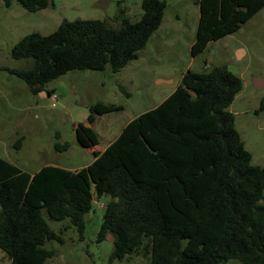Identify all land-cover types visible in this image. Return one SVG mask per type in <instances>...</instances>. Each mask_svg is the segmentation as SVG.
Listing matches in <instances>:
<instances>
[{"label": "trees", "instance_id": "16d2710c", "mask_svg": "<svg viewBox=\"0 0 264 264\" xmlns=\"http://www.w3.org/2000/svg\"><path fill=\"white\" fill-rule=\"evenodd\" d=\"M2 1L6 7L17 1L30 13L53 3ZM197 4L193 57L264 9V0ZM141 8L137 22L121 8L114 26L106 20H65L50 35L29 34L12 51L14 59L29 66L5 70L33 94L74 70L119 73L160 28L167 2L142 0ZM242 89L243 80L227 66L189 70L169 97L129 122L101 155L78 170L46 166L31 174L0 158V250L10 264H45L56 254L46 243L64 240L42 211L53 221L69 219L84 233L86 216L105 196L98 241L113 236L111 261L144 250L149 264H264V167L253 165L229 110ZM122 110L95 104L89 124ZM23 139L16 141V149ZM55 148L66 150L58 144Z\"/></svg>", "mask_w": 264, "mask_h": 264}, {"label": "rangeland", "instance_id": "374dc122", "mask_svg": "<svg viewBox=\"0 0 264 264\" xmlns=\"http://www.w3.org/2000/svg\"><path fill=\"white\" fill-rule=\"evenodd\" d=\"M141 1L53 0L47 9L30 13L17 1L6 7L0 0V158L31 174L46 166L84 168L95 160L92 142L99 145L97 151L113 142L129 122L160 105L181 84L187 71L202 73L227 66L243 80V89L229 110L253 165L264 167V112L257 114L264 89L254 87L255 78L264 82V9L239 31L210 43L201 55L193 57L191 48L200 20L198 0H164L167 8L162 25L138 52V58L119 73L109 68L74 70L47 84L44 92L33 94L23 80L5 70L29 66L12 56L14 46L25 36L50 35L65 20H106L114 26L121 8L137 22L143 12ZM53 89L58 96L56 107L48 94ZM98 103L122 106L123 110L97 116L89 124L90 107ZM21 137L22 148L16 149L14 145ZM56 144L66 150H56ZM107 201L103 196L94 202L84 233L69 219L53 221L42 211L50 228L64 240L63 244L54 240L46 243L44 247L56 254L45 264L150 263L144 250L111 261L113 236L98 241ZM0 264H10L1 250ZM225 264L241 263L231 260Z\"/></svg>", "mask_w": 264, "mask_h": 264}, {"label": "crops", "instance_id": "0c3cea01", "mask_svg": "<svg viewBox=\"0 0 264 264\" xmlns=\"http://www.w3.org/2000/svg\"><path fill=\"white\" fill-rule=\"evenodd\" d=\"M177 89V87L175 88V90ZM175 90H173L172 91V93L175 91ZM171 93V94H172ZM170 94V95H171ZM169 95V96H170ZM169 96H167V97H169ZM166 99V98H165ZM125 128V127H124ZM123 128V129H124ZM120 135V134H119ZM99 138V137H98ZM112 142H110L109 144H107L105 147H102V148H99V150L97 151V147L99 146V145H96V142L94 141V142H92V144H91V150L92 151H94V158L96 159L99 155H101L104 151H105V149L111 144ZM90 144V143H89ZM65 169V168H64ZM78 170V169H77ZM74 171V170H73ZM38 172V171H37ZM36 173V172H35ZM34 174V173H33Z\"/></svg>", "mask_w": 264, "mask_h": 264}, {"label": "water", "instance_id": "95a60500", "mask_svg": "<svg viewBox=\"0 0 264 264\" xmlns=\"http://www.w3.org/2000/svg\"><path fill=\"white\" fill-rule=\"evenodd\" d=\"M254 87L258 90H263L264 89V82L259 78H255L254 79Z\"/></svg>", "mask_w": 264, "mask_h": 264}, {"label": "built area", "instance_id": "2783aa9c", "mask_svg": "<svg viewBox=\"0 0 264 264\" xmlns=\"http://www.w3.org/2000/svg\"><path fill=\"white\" fill-rule=\"evenodd\" d=\"M50 99H51V101L54 102L53 107H56V103L58 102V96H57V94L56 93L51 94L50 95Z\"/></svg>", "mask_w": 264, "mask_h": 264}]
</instances>
